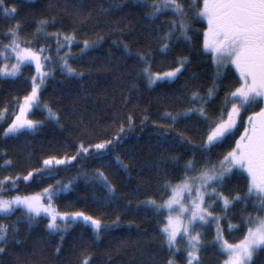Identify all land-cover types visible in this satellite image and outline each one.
<instances>
[{"label":"trees","instance_id":"16d2710c","mask_svg":"<svg viewBox=\"0 0 264 264\" xmlns=\"http://www.w3.org/2000/svg\"><path fill=\"white\" fill-rule=\"evenodd\" d=\"M191 2L185 0L186 12ZM151 3L152 0H5L6 6H14L17 13L14 17H6L0 9V45L9 43L11 37L5 34L9 27L19 22L21 39L31 41L25 46L46 47L48 51L44 55L51 56L52 61L44 69L51 75L42 85L40 107L33 108L28 117L42 124L35 132H27L19 138H4L2 133L11 122L13 111L18 109L14 101L18 99L22 102L31 91L35 65L22 66V75L18 78L0 77V108L7 106L9 110L7 119L0 122V178L26 175L33 168H39L41 161L50 155L58 158L65 154L73 155L75 146L81 140L94 144L108 139L128 115L133 117V127L129 130L125 124L127 135L124 142L103 161L89 156L76 160L68 167H59L57 175L42 182H19V193L23 195L38 192L49 184L55 185L56 181L67 184L76 178L70 190L54 199L57 210L82 211L108 225H112V221L119 216V224L110 227L93 242L92 229L80 223L72 225L67 233L50 234L46 228V217L38 218L29 226L22 208L11 215L0 214V224L14 225L18 229V233H14L9 228L8 242L0 245L5 248L0 254V264H82L85 256L90 258L91 264H166L170 253L158 235L162 216L143 202L148 199L161 202L164 182H179L185 175L184 165L189 160L194 158L197 168L205 159L216 162L235 141L231 139L203 153L189 145L157 146L156 133L164 130L158 126L171 123L162 119L163 113H175L196 106L187 103V98L192 91L198 89L204 94L213 86L216 68L211 56L202 49L206 23L203 18L195 16L198 9L187 13L186 23L190 27L188 36L191 39L185 40L177 32L171 38L167 54L162 55L161 38L168 27L161 21L176 17L169 11L152 22L148 17V5ZM103 9L109 11L104 12ZM42 20L50 21L49 26L37 34ZM54 33L60 34L62 44L65 35L74 37L59 54L56 38L51 35ZM85 40L97 43L81 53ZM125 44L131 53L125 52ZM145 48L151 52L153 73L175 67V61L180 57H187L191 62L185 65L177 79L149 86L147 78L141 74L143 65L136 57V53ZM69 51L72 53L68 58L69 64L77 72L84 73L82 77L69 76L61 70L60 58ZM0 63H3L2 58ZM237 76L235 69L229 67L223 70L221 79L215 80L219 88L209 105L210 115L219 110L225 93L236 86ZM45 105L59 116L58 122L48 118ZM251 111H258V108L244 113L243 120ZM146 116L148 119L142 124ZM177 131H184L194 143L199 144L205 135L206 123L193 115L180 121L170 138ZM173 155L178 157L176 161L168 158ZM116 156L128 166L126 171L119 167ZM6 161H11V166L5 167ZM98 168L115 185L116 197L111 202L105 201L102 183L94 181L92 176ZM187 175L196 173L188 172ZM217 190L228 196L237 193L245 196L247 180L240 173H234ZM258 203V198L253 195L235 203L234 207L229 206L227 212L222 211V201L210 209L214 215L221 217L219 223L225 239L230 243L242 239L245 231L242 220L249 215H264L253 207ZM229 223L238 226L239 230H229ZM197 231L204 234L205 246L199 254L200 264H222L225 256L219 251V245L213 247L210 243L216 236L214 223ZM61 236H64L63 242ZM58 246L61 248L59 253L56 251ZM177 246L181 252L174 258L177 264H185L184 242L180 241ZM253 264H264V250L254 255Z\"/></svg>","mask_w":264,"mask_h":264},{"label":"snow or ice","instance_id":"6c2138e0","mask_svg":"<svg viewBox=\"0 0 264 264\" xmlns=\"http://www.w3.org/2000/svg\"><path fill=\"white\" fill-rule=\"evenodd\" d=\"M116 7H119L116 5ZM150 9L148 17L152 22L158 20L162 15L171 11L176 19L161 21L166 24L168 31L161 38L160 53L166 55L171 38L180 33L185 40H190L188 32L189 25L186 23L187 13L195 11V16L205 18L207 27L203 31V51L210 55L216 68L215 80L222 78L223 70L233 67L238 74L236 86L227 91L223 102L215 114L209 113V105L217 94L219 85L213 86L206 93L201 94L197 89L192 91L187 98V103L194 104L183 110L164 112L162 119L170 121L169 124H161L158 128L164 129L157 131V146L169 145L183 147L189 145L198 148L203 152H210L213 148L222 146L226 141L234 139V145L230 150L223 154L216 162L205 159L204 163L197 168L193 158L185 165V175L179 182L173 184L166 180L163 185L161 202L155 199H148L143 203L156 209V214L162 216L158 235L163 239L164 245L170 253L166 264H177L175 256L181 252L177 246L180 241L184 242V253H186L185 264H200V252L205 246L202 239L203 233L197 231L198 228L210 226L216 222V236L211 243L215 247L219 245V251L226 258L223 264H253L254 255L264 250V215L247 216L242 220L245 229L242 239L235 243H230L224 238L223 230L220 226L221 217L214 215L210 209L214 208L217 202L222 201V211L227 212L229 206H235L250 199L255 195L259 203L253 207L259 212L264 213V0H192L185 11V0H152L148 5ZM0 9L6 17H14L17 9L7 7L5 0H0ZM104 12L109 9H103ZM50 21L42 20L37 27V34L49 26ZM54 23V20L52 21ZM19 22L9 27L6 37H11L9 43L0 45V58L4 61L0 63V77L18 78L22 75V66L35 65V75L31 78V91L23 97L22 102L15 100L18 109L12 113L13 118L3 129L4 138H19L27 132H35L41 126V121L29 119L31 110L40 107L39 94L42 85L51 72L46 73L45 68L49 67L52 57L44 55L48 49L44 46L32 48L25 45L31 41L23 40L20 37ZM55 36L57 42V54L68 47L74 37L65 35L64 43L60 42V34ZM81 53L94 47L96 41L85 40ZM125 52L131 53L127 44L124 45ZM72 56L69 51L61 57V70L66 71L69 76L82 77L84 73L77 72L71 67L68 58ZM137 59L141 62V74L147 78L149 86L159 82L173 81L179 77L185 65L191 61L187 57H180L175 61L176 66L169 71H151V52L145 48L136 53ZM15 59V63L9 64L8 61ZM195 79V77H193ZM48 113V118L59 121V116L44 106ZM253 108L258 111H251L247 120H243V114ZM8 107L0 108V122L8 117ZM195 115L198 119L206 123L204 137L199 144L194 143L192 137L185 135L184 131H177L174 137L171 132L175 126L184 120L190 119ZM148 117L141 121L143 124ZM125 124L131 130L133 127V117L128 115L120 123L118 130L108 139L97 143H85L81 140L75 147L73 155L65 154L62 157L50 155L41 161L39 168H33L26 175H5L0 178V214L11 215L15 210L22 208L24 216L27 218L29 226L40 217H46L48 224L47 230L50 234L67 233L71 226L77 223L86 225L92 229L93 242L100 238L102 233L109 231V228L119 224L120 218L116 217L112 225L106 224L101 219H96L91 215H86L82 211L60 212L54 205V199L61 193L70 190L76 178L67 184L56 181L55 185L49 184L38 192L31 194L19 193V182H42L57 175L59 167H68L78 159L93 157L97 160H104L105 156L124 142L127 135ZM243 127V131L236 138V133ZM187 130V129H186ZM6 154V153H5ZM195 157V153H193ZM169 159L176 161L177 156H170ZM120 168L127 170V165L123 164L119 156L115 157ZM11 161L5 162V167L11 166ZM108 166V162H105ZM188 172L196 173L189 176ZM234 173H240L247 180V194L241 196L239 193L233 196L225 195L217 189L224 186L227 178ZM94 181L102 183L105 192V201L111 202L116 197L115 185L111 184L108 177L101 169H96L92 174ZM17 193L10 195V193ZM167 198L164 199L163 197ZM167 215H163V213ZM20 218H18L19 220ZM9 228L14 233L18 229L14 225L0 224V245L8 242L7 232ZM229 230H239L238 226L228 224ZM83 239V236H81ZM64 236H61L63 242ZM60 246L56 251L59 253ZM5 248L0 246V254ZM82 264H91L90 258L85 256Z\"/></svg>","mask_w":264,"mask_h":264},{"label":"rangeland","instance_id":"374dc122","mask_svg":"<svg viewBox=\"0 0 264 264\" xmlns=\"http://www.w3.org/2000/svg\"><path fill=\"white\" fill-rule=\"evenodd\" d=\"M204 20H205V23H206V27H207V20L205 19V18H203ZM206 27H205V29H206ZM4 62V61H3ZM8 63L9 64H11V63H15V59H12V60H10V61H8ZM233 68H234V66H233ZM235 69V68H234ZM169 70H171V69H169ZM169 70H165V71H169ZM165 71H161V72H165ZM156 73V72H155ZM247 119H245L244 121H246ZM243 131V127H242V129L240 130V132H242ZM239 132V133H240ZM239 137V134L237 135V137L236 138H238ZM166 215H167V213H166ZM47 223H48V220H47ZM214 223V225H215V230H216V222H213ZM226 258V257H225ZM223 264V263H222Z\"/></svg>","mask_w":264,"mask_h":264}]
</instances>
